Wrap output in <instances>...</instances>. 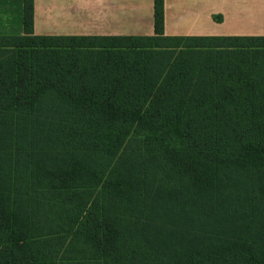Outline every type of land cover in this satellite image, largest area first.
Listing matches in <instances>:
<instances>
[{"label": "trees", "instance_id": "trees-1", "mask_svg": "<svg viewBox=\"0 0 264 264\" xmlns=\"http://www.w3.org/2000/svg\"><path fill=\"white\" fill-rule=\"evenodd\" d=\"M164 2L153 36H37L34 0L0 36V264H264V36H166Z\"/></svg>", "mask_w": 264, "mask_h": 264}, {"label": "crops", "instance_id": "crops-1", "mask_svg": "<svg viewBox=\"0 0 264 264\" xmlns=\"http://www.w3.org/2000/svg\"><path fill=\"white\" fill-rule=\"evenodd\" d=\"M164 3L166 36H264V0ZM34 34L153 36L154 0H34ZM23 35V0H0V36Z\"/></svg>", "mask_w": 264, "mask_h": 264}, {"label": "rangeland", "instance_id": "rangeland-1", "mask_svg": "<svg viewBox=\"0 0 264 264\" xmlns=\"http://www.w3.org/2000/svg\"><path fill=\"white\" fill-rule=\"evenodd\" d=\"M216 4H218V2ZM217 17L214 18L215 21H219V16H217ZM135 146L136 145L133 144L132 147L134 148ZM178 213H183L181 207L179 208ZM152 220H153L152 217L146 216L143 219V223L146 222L148 224V223H153L154 221H156V220H153V221ZM188 220L189 219L187 217H185L183 219V221H182V218H180L179 222L177 220V221H174V222L171 223L172 225H174V224H176L178 222L177 228L175 230L176 237H174L175 240H176V245L178 246L177 247L178 251H179L180 247H183V245H184L183 243H185L186 241L189 240L190 234H191V232L193 231V228H194L193 226L190 225V222ZM148 221H151V222H148ZM262 222H263V225H262ZM158 223H160V222H156V224H158ZM171 224H168V226H172ZM251 236H252V238L254 237L259 243H261L264 246V212H263V214L261 216V219H260V222H259V225H258L257 229L254 231V233ZM157 250L161 254H163V252H161V250H160V243H159V247H158ZM178 253H180V251Z\"/></svg>", "mask_w": 264, "mask_h": 264}]
</instances>
